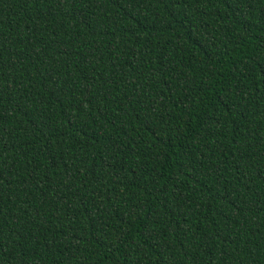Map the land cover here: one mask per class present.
I'll return each instance as SVG.
<instances>
[{
    "label": "trees",
    "instance_id": "trees-1",
    "mask_svg": "<svg viewBox=\"0 0 264 264\" xmlns=\"http://www.w3.org/2000/svg\"><path fill=\"white\" fill-rule=\"evenodd\" d=\"M0 264H264V0H0Z\"/></svg>",
    "mask_w": 264,
    "mask_h": 264
}]
</instances>
